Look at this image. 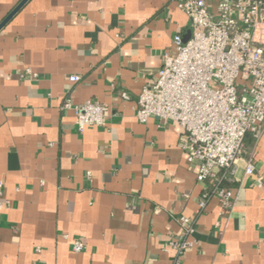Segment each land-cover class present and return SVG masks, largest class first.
<instances>
[{"label":"crops","instance_id":"1","mask_svg":"<svg viewBox=\"0 0 264 264\" xmlns=\"http://www.w3.org/2000/svg\"><path fill=\"white\" fill-rule=\"evenodd\" d=\"M20 1L0 0V23ZM190 34L175 0H28L4 25L0 264H170L165 243L182 215L196 227L183 264H264V187L253 185L264 178V132L246 137L256 174L244 177L240 161L232 212L213 199L199 213L207 184L179 145L183 129L136 116L175 36ZM69 96L106 105V124L79 131L62 108Z\"/></svg>","mask_w":264,"mask_h":264},{"label":"built area","instance_id":"2","mask_svg":"<svg viewBox=\"0 0 264 264\" xmlns=\"http://www.w3.org/2000/svg\"><path fill=\"white\" fill-rule=\"evenodd\" d=\"M175 1L190 19L191 34L186 40L175 36L156 79L139 96L136 116L141 122L158 117L181 126L179 145L197 169L198 181L207 184L199 213L218 199L222 213L228 214L236 200L230 184L243 182L237 176L240 161H245L244 177L256 174L246 137L258 142L264 132V0H217L215 10L209 0ZM24 76L38 75L26 68ZM70 80L80 77L72 75ZM62 108L74 111L81 132L107 122L108 107L100 102L74 103L69 96ZM253 185L264 187V178L257 176ZM177 221L180 236L165 243L173 252L170 264H183L196 243L195 219L182 215ZM85 248L83 240L73 241L75 252Z\"/></svg>","mask_w":264,"mask_h":264},{"label":"water","instance_id":"3","mask_svg":"<svg viewBox=\"0 0 264 264\" xmlns=\"http://www.w3.org/2000/svg\"><path fill=\"white\" fill-rule=\"evenodd\" d=\"M28 0H21L13 9L10 11V13L3 19V21L0 23V30L4 27V25L22 8V6L27 2ZM187 39V38H186ZM185 39V40H186Z\"/></svg>","mask_w":264,"mask_h":264}]
</instances>
